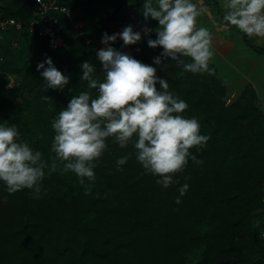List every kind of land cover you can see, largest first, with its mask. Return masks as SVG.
Returning <instances> with one entry per match:
<instances>
[{"label":"trees","instance_id":"1","mask_svg":"<svg viewBox=\"0 0 264 264\" xmlns=\"http://www.w3.org/2000/svg\"><path fill=\"white\" fill-rule=\"evenodd\" d=\"M204 1L222 17L214 0ZM55 2L83 21L85 36L93 41L111 34L115 23L131 14L144 20L142 0ZM35 6V0H0L2 16L23 21ZM146 22L158 26L154 19ZM237 31L248 47L264 55V45ZM0 35V122L15 124L21 139L51 163L52 119L72 95L88 90L87 81H80L81 62L94 64V76L103 79L98 49L69 25L58 50H50L25 27ZM110 44L121 49L123 41ZM128 46L130 51L126 46L122 50L146 64L161 51L149 47L146 38ZM46 57L70 77L63 89H44L36 65ZM210 66L217 74V66ZM156 74L166 77L170 90L187 101L184 115L196 116L200 132L210 136L199 152L198 146L190 149L202 162L189 159L173 174L176 182L164 188L156 183L157 176L144 172L134 154L117 168L116 160L135 150L109 140L95 162L96 180L86 181L91 184L88 194L73 172H62L58 160L57 170L45 176L38 199L27 188L10 194L0 182V264H262L264 115L253 105H242L244 96L224 105L223 87L214 74L184 72L175 61L157 67ZM9 75L16 78L6 89ZM45 95L50 98L42 99ZM184 183L189 188L177 204ZM252 218L256 225H251Z\"/></svg>","mask_w":264,"mask_h":264},{"label":"clouds","instance_id":"2","mask_svg":"<svg viewBox=\"0 0 264 264\" xmlns=\"http://www.w3.org/2000/svg\"><path fill=\"white\" fill-rule=\"evenodd\" d=\"M219 2L224 28L235 26L248 37L264 42V0ZM140 11L145 21L154 19L158 26L152 28L145 23L140 30H134L129 24L120 32H105L101 37L104 47L96 53L103 79L94 76V64L81 62L80 81H87L88 90L72 95L52 119L51 151L55 156L49 158L51 163L41 151L21 139L15 124L0 122V182L8 193L27 188L35 198H40L42 182L57 170V160L62 164V172H73L85 194L90 193L91 184L86 181L96 180L95 162L108 149L109 140L120 148L131 144L135 150L120 156L117 168L134 154L144 172L157 176L156 183L164 188L176 182L173 174L182 171L189 159L197 164L202 162L190 149L198 146L199 152L210 136L200 132L196 116L184 115L189 108L187 101L170 90L166 77L156 73L157 67L175 61L184 72L215 74V68L210 66L214 56L213 34L206 26L197 27V17L206 14L208 6L204 0H142ZM152 32L156 34L154 39ZM142 37L149 47L161 48L151 64L122 50L137 44ZM118 38L123 41L121 49L109 43ZM36 69L43 77L44 89H63L69 83L70 77L55 66L51 57L38 62ZM188 188L187 183L179 187L177 204Z\"/></svg>","mask_w":264,"mask_h":264},{"label":"rangeland","instance_id":"3","mask_svg":"<svg viewBox=\"0 0 264 264\" xmlns=\"http://www.w3.org/2000/svg\"><path fill=\"white\" fill-rule=\"evenodd\" d=\"M215 15L219 17L216 13ZM228 29L221 31V33L226 35L227 38L225 40L231 43L227 49L229 50L230 47V51L223 55L216 47L217 52L214 48V56L210 61L217 66V74H214V77L219 81L220 86L223 87L222 99L224 100V105L227 106L238 97L244 96L242 105H253L264 115V55L248 47L237 28L231 27ZM254 38L251 37V41L254 44L264 45V42H258L259 38ZM125 48L130 51L129 46ZM15 78V75H9V83L5 86L6 89L12 86L11 82ZM19 100L20 98L17 99V101ZM262 199L264 201V187ZM253 220L252 218L251 225H256L257 219Z\"/></svg>","mask_w":264,"mask_h":264},{"label":"built area","instance_id":"4","mask_svg":"<svg viewBox=\"0 0 264 264\" xmlns=\"http://www.w3.org/2000/svg\"><path fill=\"white\" fill-rule=\"evenodd\" d=\"M35 3L36 6L27 21H23L20 18L4 17L0 12V32L9 29L21 30L25 27L29 34L40 40H44L50 50H58L64 44L62 32L65 26L69 25L75 30L77 36L84 37L86 44L93 43V49L97 48L99 50L104 47L101 41H93L91 38L85 36L83 21L76 19L74 13L66 6L57 4L55 0H35ZM145 23L149 27L155 28L150 23L140 20L137 15L131 14L128 18L117 21L113 26L111 34L122 31L129 24L133 25L134 30H140L141 26ZM150 35L155 36L156 34L152 32ZM1 37L0 35V39ZM2 61L3 57L0 53V62ZM260 225V235L264 241V211L260 218ZM262 264H264V258L262 259Z\"/></svg>","mask_w":264,"mask_h":264},{"label":"crops","instance_id":"5","mask_svg":"<svg viewBox=\"0 0 264 264\" xmlns=\"http://www.w3.org/2000/svg\"><path fill=\"white\" fill-rule=\"evenodd\" d=\"M214 1L218 5L220 13L223 14V9L221 8L219 0H214ZM204 3L207 4L205 1H204ZM207 6H208L209 11L206 14L197 17V27H199V26L208 27L209 31L213 34V48L216 49V47H217L220 50V52H222L223 55H225L227 52L230 51V49H231L230 47H229V50H227V49H228V45L230 46L231 43H229L228 40H225L227 37H226V35H222L221 31H224L226 29L229 30V29L224 28L222 26V24L220 22V18L217 17L214 13L213 6L208 5V4H207ZM255 38H257V37H255ZM215 51L217 52V49Z\"/></svg>","mask_w":264,"mask_h":264}]
</instances>
